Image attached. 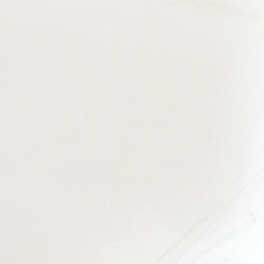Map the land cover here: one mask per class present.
Listing matches in <instances>:
<instances>
[{"label": "water", "instance_id": "obj_1", "mask_svg": "<svg viewBox=\"0 0 264 264\" xmlns=\"http://www.w3.org/2000/svg\"><path fill=\"white\" fill-rule=\"evenodd\" d=\"M264 0H0V264H263Z\"/></svg>", "mask_w": 264, "mask_h": 264}, {"label": "trees", "instance_id": "obj_2", "mask_svg": "<svg viewBox=\"0 0 264 264\" xmlns=\"http://www.w3.org/2000/svg\"><path fill=\"white\" fill-rule=\"evenodd\" d=\"M264 264V263H263Z\"/></svg>", "mask_w": 264, "mask_h": 264}]
</instances>
